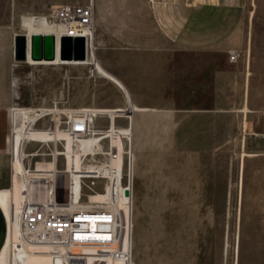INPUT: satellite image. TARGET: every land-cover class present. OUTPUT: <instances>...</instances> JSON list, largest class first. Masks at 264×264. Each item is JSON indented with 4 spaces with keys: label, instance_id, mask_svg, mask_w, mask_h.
<instances>
[{
    "label": "rangeland",
    "instance_id": "obj_1",
    "mask_svg": "<svg viewBox=\"0 0 264 264\" xmlns=\"http://www.w3.org/2000/svg\"><path fill=\"white\" fill-rule=\"evenodd\" d=\"M244 7V21L228 49L205 52L200 60L192 51L173 49L169 115L135 106L164 101L148 90V70L133 69L139 59L131 50L118 53L114 42L106 44L102 61L95 38L97 59L128 77L133 100L100 61L106 78H89L88 65H66L57 57L55 65L26 66L38 79L30 97L41 96L43 79L60 75L61 109L88 110L91 96L111 101L123 93L124 106L89 108L100 111L90 135L59 131L56 158L37 162L46 177L54 174L66 185L68 208H108L118 217L120 233L115 242L32 243L20 222L27 167L19 166L14 188H0L10 191L11 264H264V0H245ZM5 14L0 11V19ZM21 15L14 14L12 25ZM199 64L204 75L196 72ZM213 67L231 71L232 78L225 80L230 107L196 117L188 110L195 105L205 110L213 103ZM202 81L204 90L195 92ZM17 111L21 120L13 129L23 137L26 117L36 112ZM29 136L49 137L42 131ZM13 145L15 162L20 153Z\"/></svg>",
    "mask_w": 264,
    "mask_h": 264
},
{
    "label": "crops",
    "instance_id": "obj_2",
    "mask_svg": "<svg viewBox=\"0 0 264 264\" xmlns=\"http://www.w3.org/2000/svg\"><path fill=\"white\" fill-rule=\"evenodd\" d=\"M12 1L10 4H0V11L6 13L4 20L0 19V188H12L13 185L12 147L10 144L7 146V137L11 131L12 107L50 108L63 96L59 74L57 76L53 74L51 80H42L41 96H29L28 93L38 86V79L34 73L26 72V66L55 64L54 61L31 59L27 62L16 61L15 37L18 33H27L30 36L34 32H42L47 22L44 17L52 6L86 3L89 0H17V5L14 4L15 0ZM93 1L95 32L101 60L107 43H116L118 53L131 50L139 59L133 63V69L139 66L141 70H148V90L155 93L156 100L164 101L163 105L135 104V106L146 109L142 112L164 111L165 115L171 114L173 107L168 103L173 98L169 88L173 76V49L192 51L198 55V60L205 52L211 54L224 48L228 49L230 41H236L237 32L246 15L245 0H180L177 3L171 0ZM15 13L22 14L20 21L16 20L17 26L12 25ZM101 60L99 58L101 64L113 73L125 88L115 84L122 88L124 95L128 91L133 100L132 92L135 93V89L130 86L128 77L120 71H113L110 65ZM124 64L129 65L127 62ZM199 65L196 72L204 75V64ZM98 68L100 75L105 77L107 74L99 66ZM227 78L229 80L232 78L231 71L213 67L211 85L215 93L211 107L204 110L201 106L195 105L188 112L197 117L203 113L212 114L224 107H230L231 89L225 84ZM204 85V81L197 84L195 92L199 93L202 88L204 90ZM223 85L226 88H222ZM124 105L126 99L124 100L123 93L117 100L103 101L92 96L88 99L89 108L106 109ZM17 161L18 159L15 160V165L19 167ZM8 235V218L0 205V252L6 244Z\"/></svg>",
    "mask_w": 264,
    "mask_h": 264
},
{
    "label": "built area",
    "instance_id": "obj_3",
    "mask_svg": "<svg viewBox=\"0 0 264 264\" xmlns=\"http://www.w3.org/2000/svg\"><path fill=\"white\" fill-rule=\"evenodd\" d=\"M46 19L53 26L59 27L61 32L60 38L64 36L73 39L76 37L85 38L86 54L88 58H90L88 62V77L96 78L99 75V61L96 55L97 46L95 43L94 1L89 0L86 3H64L54 5L47 13ZM57 50L58 44L56 43V52ZM234 59H236V57L233 56L232 60ZM19 109L25 111L27 114H30V111L36 112V115L26 117L24 125L26 135L23 137H18L12 128L14 125L12 113ZM95 113H98V111H93L91 109H61L58 101L50 108L13 106L10 118L11 131L7 137V146L9 141L12 142L13 140L15 149L17 150L19 148V153L21 154L22 162L25 167L37 171V162L39 160L53 158V149L55 150L58 148V143L60 141L58 132L64 131L73 137L90 135L92 128L91 124ZM34 131L45 132L49 137L45 140L41 138H32L29 134H32ZM31 146H33L32 149ZM27 155L30 156V159H28L29 157ZM52 175L53 176L50 174L49 177H32L27 183V188L24 189L25 199L20 213L24 226L30 229H36L40 226L42 229H45L48 234L58 237L65 234L67 238L63 241H59L66 244L69 242V244L76 245L85 241H92V238L88 239V235H85L84 232L87 231V227L82 221L83 218H86L83 216L86 213L84 211L90 210H88V207H78L73 214H66V210L71 205L68 200V195L70 197L71 194L66 185L61 184L56 176H54V174ZM85 203L86 202L83 204L88 205ZM81 208H85V210ZM91 211L102 212L100 214L103 215V217H101L103 220L98 223L114 222L113 227L98 225L97 229L101 232H110L107 237L101 239L102 242H115L120 233L118 217L113 216L111 210L108 208H95V210ZM43 239L44 238L41 237L40 240L44 241ZM116 252L117 251L113 253ZM116 254L120 255V253Z\"/></svg>",
    "mask_w": 264,
    "mask_h": 264
},
{
    "label": "bare ground",
    "instance_id": "obj_4",
    "mask_svg": "<svg viewBox=\"0 0 264 264\" xmlns=\"http://www.w3.org/2000/svg\"><path fill=\"white\" fill-rule=\"evenodd\" d=\"M20 19H21V17H20ZM44 20L47 21V24L45 25V29H43L42 33H53V34L56 35V37L58 39V50H57V56H56L58 58V62L64 63L66 65H69V64H71V65L72 64L73 65H88V62L90 61V58H88V56H87V58L85 60H77V59L68 60V59H63V58H61L59 56V39H60V36H61L60 29H59V27H55L50 22H48V20L46 19V16L44 17ZM99 75H100V71H99ZM85 110H87V109H85ZM91 110H93V109H91ZM12 117H13V121H14V125L13 126H16L17 124H19V121L21 120V117H20V115H19L17 110L12 113ZM15 132H16L17 135L21 134L20 131H15ZM82 137H84V136H82ZM13 143L14 142L9 141V144L12 147V149H11L12 151L11 152H14ZM27 156L30 157L29 155H27ZM55 158L56 157L53 154V158L52 159L54 160ZM17 159H18L17 164L20 167H22V168L24 167L25 168L24 163L22 162V158L20 157V154L17 155ZM13 169H14V173H16V169L18 170V167H17V165H15V162H14V165H13ZM24 174H27L26 188H27V183L30 181V179L32 177H36V176H44V177H46V175H45V173L43 171L38 170V169H37V171L33 170V169H28V167L24 171L23 175ZM14 186H15V180H14V177H13L12 188H14ZM127 188H129V186ZM125 195H126V193H125ZM129 196H127V197H129ZM24 199L22 200V203H21V210H22ZM0 205L3 207V209H4L5 213H6L7 218H8V223H9V235H8V238H7V241H6V244H5L4 248L0 252V264H11V240H12V237H11V224H12L11 218H12V209H11L10 191L8 189H0ZM77 208L78 207L71 208V209L68 208L66 210V214H73L75 209H77ZM81 209L85 210V208H81ZM88 210H90V211H84L86 213L83 216H85L86 218H83L82 221H83V224L87 227V229H86L87 231L84 232L85 235H88V239L92 238L93 240L92 241H85V242L102 241L101 239H104L105 237H107L110 234V232H108V231L101 232V231H99L97 229L98 225H102V226L106 227L105 223H103V222L102 223H98L99 221L103 220V218H101V217H103V215L100 214L102 212L99 213L98 211H91L93 209H88ZM20 222L22 224L23 230L26 231V232H29L31 234L32 243H52V242H54V243L60 244V245H72V244H69V242H68V244H66V243H62L61 241H59V240L63 241V240H65L67 238V237H65V234H62L59 237L58 236H54L52 234H48V232H46V230L42 229L40 226L37 227L36 229L26 228L24 226L23 222H22L21 214H20ZM112 236H113V234H112ZM41 237L44 238L43 239L44 241L40 240ZM50 240H52V241H50Z\"/></svg>",
    "mask_w": 264,
    "mask_h": 264
},
{
    "label": "water",
    "instance_id": "obj_5",
    "mask_svg": "<svg viewBox=\"0 0 264 264\" xmlns=\"http://www.w3.org/2000/svg\"><path fill=\"white\" fill-rule=\"evenodd\" d=\"M56 43L58 39L53 33L34 32L30 36L27 33H18L14 43V58L18 62L54 61L57 56ZM59 56L63 59L85 60L86 41L83 37H61L59 39ZM129 140L126 145L129 146ZM127 196L131 194L129 188L125 190Z\"/></svg>",
    "mask_w": 264,
    "mask_h": 264
}]
</instances>
